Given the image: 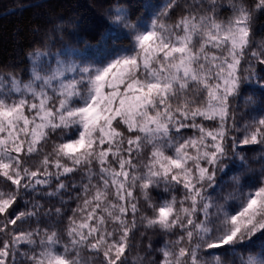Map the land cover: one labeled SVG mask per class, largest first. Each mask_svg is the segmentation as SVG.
<instances>
[{
    "label": "snow or ice",
    "instance_id": "snow-or-ice-1",
    "mask_svg": "<svg viewBox=\"0 0 264 264\" xmlns=\"http://www.w3.org/2000/svg\"><path fill=\"white\" fill-rule=\"evenodd\" d=\"M258 17L264 0H166L135 19L117 0L95 45L53 51L63 26L44 31L27 80L0 74V264H129L148 230L162 246L149 236L133 264H264Z\"/></svg>",
    "mask_w": 264,
    "mask_h": 264
},
{
    "label": "trees",
    "instance_id": "trees-1",
    "mask_svg": "<svg viewBox=\"0 0 264 264\" xmlns=\"http://www.w3.org/2000/svg\"><path fill=\"white\" fill-rule=\"evenodd\" d=\"M116 2L117 0H0V74L14 72L22 80H27L29 68L27 51L42 39L44 31L51 33L55 25H62L63 31L52 36L51 42L55 45L53 51L58 50V41L61 38L66 45L71 44L73 40L95 45L99 35L104 33L108 26L105 13ZM120 2L130 8L135 19L137 15L144 14V5L162 7L166 0H120ZM255 27L259 40L264 36V18L258 17ZM79 46L83 47V44ZM238 103L239 112L246 113L248 109L243 106V99L241 98ZM252 147L257 150L249 153V156L255 158L253 166L258 168L255 161L259 160L262 154L258 146ZM75 175L79 183L82 174ZM223 180L225 183H230L229 176H224ZM42 203H45V207L59 206L58 199H53L51 204L46 201ZM230 203L237 207L239 204L238 201H230ZM20 204L23 210V201ZM69 206L75 207V201H70ZM35 227L34 221L21 225L23 230ZM148 232L149 235L145 236L137 233L129 256V264H133L137 256H145L149 236L154 247L162 246L163 238L160 235H151V230Z\"/></svg>",
    "mask_w": 264,
    "mask_h": 264
}]
</instances>
